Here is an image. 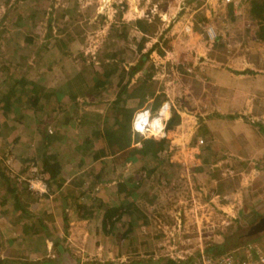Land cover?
I'll return each mask as SVG.
<instances>
[{
  "label": "rangeland",
  "instance_id": "374dc122",
  "mask_svg": "<svg viewBox=\"0 0 264 264\" xmlns=\"http://www.w3.org/2000/svg\"><path fill=\"white\" fill-rule=\"evenodd\" d=\"M253 1L0 0V83L10 76L20 78L26 71L29 80L40 78L47 89L55 87L61 76L73 80V88L84 92L78 98L83 111L76 116L88 113L86 118L94 131L100 125L115 123L110 114L114 102L110 101L130 81V94L125 92L121 98L133 105L131 109L137 106L136 100L147 99L143 107L133 110L130 122L139 110H149L153 117L148 129L157 130L156 120L163 127L162 136L150 139L166 141L161 162L142 161L137 156L123 166L111 160L91 165L71 158L72 168L64 169L70 161L59 157L60 186H53L48 196L41 197L30 188L33 179L43 178L35 164L46 149L53 153L56 145V154L61 155V147L68 144L49 141L47 145L42 139V125L35 131L19 129L23 142L12 146L7 167L0 160V169L14 181L21 202L33 203L37 197L38 201H51L53 206L44 214L23 215L20 223L13 224L15 234L23 226L22 235L36 239L52 231L54 237L63 239L54 250L64 254L69 264H154L160 258L183 264H213L230 254L250 262L263 259L264 233L249 235L251 227L264 217V41L259 38L264 22L250 14ZM129 11L136 18L141 13L138 20L144 23L145 35L136 30L137 20L125 22L124 14ZM183 19L191 20L193 35L188 30L180 33V28L171 35L174 26L167 29V25ZM209 27L215 31L214 40L208 37ZM115 31L126 34L120 39ZM151 38L156 42L147 43L153 41ZM188 40L193 43H186ZM151 48L156 55L149 53ZM113 59L122 71L125 67L128 70L124 74L119 66L116 71L113 66L106 70L107 61L111 64ZM126 61L135 68L141 65L137 72L144 83L139 84L131 75L133 69ZM82 72L87 89L81 88L78 75ZM213 73H233L237 78L234 86L250 94L229 102L224 92L228 81L220 79L215 84ZM85 90L92 91L90 97ZM27 94L24 92L21 99ZM165 103L169 111L162 116L160 109ZM121 107L128 110L129 105L123 103ZM222 107L227 111L219 110ZM175 108L180 110L179 121L172 115ZM69 109L75 111L72 105ZM96 114L107 116L99 120ZM66 135L74 139L73 134ZM130 144L140 146L138 141ZM101 169L104 174H99ZM19 171L27 172L17 176ZM77 174L83 175L82 185L77 184ZM130 177L143 181L136 189L118 193L117 184ZM2 184L0 201L12 205L13 195L6 193ZM100 202L123 210L112 219L111 228H105L110 229L108 234L102 228ZM80 204L87 206L85 213L91 217L81 219L83 214L76 206ZM249 215L252 219H245ZM8 226H3L6 232ZM5 235L0 228V245ZM232 237L227 244L231 249L220 256L206 252Z\"/></svg>",
  "mask_w": 264,
  "mask_h": 264
},
{
  "label": "crops",
  "instance_id": "0c3cea01",
  "mask_svg": "<svg viewBox=\"0 0 264 264\" xmlns=\"http://www.w3.org/2000/svg\"><path fill=\"white\" fill-rule=\"evenodd\" d=\"M134 14L135 13H132L130 11L127 12V14H124L123 18H124V20H126L125 22L126 23L134 22V21H136L138 19H142L141 17H139L141 15V13L138 12V18H136L137 15H134ZM162 15H163V13H162ZM166 16H172V15L166 14ZM206 16H209V15H206ZM175 22H176V20H171V23H169L167 25L168 27H166L168 29L172 25L174 26L173 28L170 29V31H171L170 34L171 35H174L176 33V31L178 30V28H180L179 29L180 33L184 32V30H188L189 35L190 36L193 35V34H191V30L194 27H192L191 20L183 19L182 21H177L176 24H175ZM185 32H187V31H185ZM151 39H153V38H151ZM155 42H156L155 39H153V41H147V43H155ZM133 43H136V41H133ZM172 43H174V40L172 41ZM186 43H193V42L188 40V42H186ZM196 43H198V42H196ZM26 44H30V43H26ZM133 51L134 50H131V52H133ZM151 53H153V55H156L155 54L156 53L155 49ZM114 60L115 59H113V63L116 62V61L114 62ZM126 62L129 65V68L131 70L135 69V67L130 65V63L128 61H126ZM107 63H109V62L107 61ZM123 66H125V65H123ZM249 66H251V65H249ZM249 69H251V68L249 67ZM125 70L126 71L128 70L127 67H125ZM125 70L123 69V71H122V68H121V71H122L123 74H124ZM214 74L215 73L212 74V78L214 77L215 84H217V82H220L222 79L228 81L229 87L227 89H224V92L228 93L229 102H231V100H233V99H234V102H237L240 97H244V96H245V99H246L248 97V94H250V93H248V91L246 89H240V88H237V87L234 86L235 85L234 83H236L237 78H236V75H234L233 73H230L229 75H227V74L226 75L225 74L219 75L220 73H218L217 76L214 75ZM24 75H26V77ZM126 75H127V73H126ZM131 75L136 78V80L138 81L139 84L141 82H143V83L145 82V81H143V79L141 77H139L140 75H139V73L137 71H134L133 74L131 73ZM29 76L30 75H27V71H26L20 77H25L27 80H29L28 79ZM82 76H83V74H82ZM132 76H129V77H132ZM257 76L258 75H256V77ZM246 77H248V76H246ZM83 78L85 80L84 76H83ZM39 79L35 80V78L34 79L30 78V81H32V82L37 84L38 93L40 95H42V97H43L46 94L45 90L47 88H44L41 85L42 82L40 83ZM3 81L0 83V90L2 92V93L0 92V99L7 92V89H9V88H6V86H5ZM71 81L74 83L73 80H71ZM133 81L134 80H132V83H133ZM86 82L87 81H83V83H81L82 84L81 88H83V89L86 88L87 89V87H86L87 83ZM128 82L130 83V81H128ZM128 82H127V84L129 85ZM56 86L58 87L60 85L57 84ZM124 88H125V86L123 87V89ZM123 89H121V91ZM17 91L19 92V89ZM85 91H88V92L85 93L87 95L86 97H90L92 91L91 90L90 91L89 90H85ZM24 92H28V94L26 95L27 97H26L25 100L21 99V96L23 95ZM120 92H118L116 95H118ZM126 92H127L126 96L128 94H130V90L129 89L127 90V88H126ZM83 93H81V94L78 93V91L75 88L72 87V89L68 93V95H70V96H66V97L69 98V99L67 98V103H65L66 102L65 100L62 101V102L60 101L59 98L61 96L59 94V90H56L55 93H47V95H52L53 96V94H54V96L53 97L51 96L52 97L51 101L50 100L48 101L45 98V101L47 103H44V105H43V103L40 104L42 106V108H43V111H44L40 115V116H42L40 118V120H38L37 117H35L33 115H30V113L28 111L26 112V109L28 107L27 103L29 102V100L31 98V93H30V91L28 89H25L22 93H20V95L17 98V102L14 104L13 108H10L9 112L6 111L5 113H3L2 109H1V104H0V155H1L0 160L4 161L3 162L4 166L7 167L8 166V165H6L7 161L12 159L11 156H10V153H11L10 151L12 149V146L13 145L17 146L18 144H21L23 142L22 141L24 139L23 135L18 133V132H20L18 130L22 129V131H23V129L25 127L27 129L30 128V129L35 131L39 127L38 125H42L44 127V132H46V131L49 132V130H51L52 134L55 133V132H59V134H60L59 136H57V137L53 136L49 140V141H52L53 144H54L55 141H58L55 144H64V143L68 144V146H64L63 145L61 147V151H62L61 155L57 154L60 158L69 159L68 161H70L68 163V165H66V167H64V169L68 168V167L72 168L71 158H73L74 161L78 160V159L83 161V162L87 161L89 164L92 163L91 165H94L95 162H98V163L100 162V164L103 165V163H101V161L112 160V159L116 158L120 153L111 155V154L107 153L106 150H105V153H103L101 150H103L104 145L101 146V147H98L97 145H98V143L103 144L104 142L101 141V140H93V137L89 138V136L92 133H91V130L88 131L87 128H89V129L91 128L92 129L93 127H91V126L93 124H92V122L90 120H88L86 118V114H88V113H86L84 111L85 113H81V115L79 117L76 116L77 112H80L81 110L83 111V109L80 107V105H82V104L78 103L79 102L78 98L82 97L81 95H83ZM220 94L221 93H218L217 96H219ZM153 96H157V95L154 93ZM133 99H134V97H133ZM247 100H245V101H247ZM114 101H115V98H113V100H111L110 102H114ZM123 101H124V105H129L128 108H130V109L133 108V105H130L131 103L127 102L128 100H125L123 98L122 102ZM70 105H72V107L75 108L74 112L71 109H69ZM109 105H110V103H109ZM51 106H53V107H51ZM51 108H53V109H51ZM49 109H51V110H49ZM175 109H176V111H175L174 114L172 113V115L175 116L176 118H178V121H179L180 117H179V113L178 112H180V110H178L177 108H175ZM219 110L227 111V108L226 107H222V108H219ZM230 110H228V112ZM127 111H129V110H126V112ZM23 113H24V115L22 116ZM110 113L112 114V111ZM120 114H122V113H120ZM175 114H177V115H175ZM94 116H96L99 119L103 120L105 115L101 116L99 114H96ZM112 117H114V116H112ZM17 118L20 119V121H21L23 126L15 123ZM156 128H157V126H156ZM75 129L77 130L76 132H75ZM36 132L40 133L39 131H36ZM67 132H69L71 135L73 134V136H74V139H72L73 141L68 139V136L66 135ZM44 135H45V133H44ZM131 135H132V138H131L132 139L131 143H132V142H135L134 136L136 134H134L131 131ZM18 137L20 138V140H16ZM87 137H88L89 141H91V144L89 146H87V144L85 143V139ZM49 141H46L47 145H48ZM68 142H71V144H69ZM39 143L41 145L42 141L40 140ZM54 148H55V150H54L55 152L54 153L56 154V151L58 150L56 148V145H54ZM99 152H101V154ZM236 158L238 159L239 157H236ZM92 159L94 160V162H93ZM59 161H60V159H59ZM60 163H61V161H60ZM34 167H37V171H38V169L40 170V172H41V174L43 176L42 180L44 181V184L48 187V190L45 191L42 194L41 197L46 196V195L48 196L50 194V191L53 189V187H51L44 180V175H43L41 169L38 167V163L35 164ZM61 169H62V167H61ZM30 170H32V168ZM12 172H13V169H12ZM19 172L20 173L17 174V176H23L21 174H24L27 171H19ZM59 175H60V172L57 175V177H59ZM71 175L73 177H76V174H71ZM77 175H80V174H77ZM68 182L70 183L71 181H68ZM0 183H3L2 186L4 188L7 187V184H6L5 180L2 179ZM83 183H84L83 175H80L79 180L77 181V184L78 185H82ZM6 193H7V190H6ZM36 198L34 199L33 203L26 202V204H24L20 200V206L24 209V211L22 212L21 208H18L19 210L17 209V211H15V214H14L15 217H13V215H11V213H12V210H14V208L17 205H15L14 203H11L12 205H10V202H8V201L7 202H5L3 200L0 201V206H1L0 207V215H1L0 216V228L3 229L4 233L6 234L4 239L2 240V244L0 245V260L4 261V264H14L13 261H15V259H20L19 261H21L22 263H28L29 262V263L33 264L34 262L38 261V262H40L39 264H46V263H44V260L49 258L53 262L51 264H69L68 263L69 260L64 254L60 256L61 253L59 254V253H57L54 250L55 247H56L54 241L57 240L59 237L58 238L54 237V235L52 234V231H50L49 234L42 233V236L39 239H36V238H32L31 235H26V236L22 235L23 228H24V226H23V227H18L20 229V231L17 234H15V229L14 228H16V227L13 226V224L14 223H17V224L20 223L21 218H25L23 215H27L28 216L30 214L39 213L40 211H43V214H44V210L46 208L53 206L51 203H49L51 201H48V200H45V201L39 200L38 201ZM236 198H237V196H236ZM15 210H16V208H15ZM20 215L22 217H19ZM16 217H17V219H16ZM246 218L252 219V216L249 215V217L246 216L245 219ZM24 221H26V220H24ZM6 224L9 225L8 228L10 229L9 230L7 228V232H6L5 227H3ZM11 226H12V228H11ZM56 236H58V235H56ZM34 239H36V241ZM62 240L63 239H60V242H62ZM68 242H70L69 238H68ZM33 244H38V245L34 246ZM60 245H61V243L58 245V247H60ZM63 247L66 248L65 245H63ZM64 256L66 257V259H65V261H63V263H61L62 261H60V260ZM66 260H68V261H66Z\"/></svg>",
  "mask_w": 264,
  "mask_h": 264
},
{
  "label": "trees",
  "instance_id": "16d2710c",
  "mask_svg": "<svg viewBox=\"0 0 264 264\" xmlns=\"http://www.w3.org/2000/svg\"><path fill=\"white\" fill-rule=\"evenodd\" d=\"M250 14L252 16H254L256 19H258L259 21H262V23H263L264 22V0L253 1L251 4ZM136 27H135L136 30H139L142 34L147 32L146 28L144 27V23L141 20L136 21ZM125 31H124V33L115 31L114 34H115V36H118V38L122 39L124 34H126ZM260 31L261 32L259 33V38H260V40L264 41V28H260ZM28 42H30V41H28ZM152 51H154V48H151L149 50V53H151ZM109 60H112V58H109ZM111 66H113V67H111ZM118 66H119L118 63H111V64L106 63V70L111 67L114 69V71H116L118 69ZM140 67H141V65H139V67H136L133 70V72L137 71V69H139ZM119 68H120V66H119ZM82 74L84 75L83 72H82ZM78 76L80 77L81 83H83V80H84L83 76L81 74H79ZM58 81H59V79H58ZM3 82L6 86V88H9V89H7V92L0 99L2 112L3 113H5L6 111L9 112L10 108H13L14 104L17 102V98L20 95V93H22L25 89H28L31 93V98H30L29 102L27 103L28 107L26 109V112L28 111L30 113V115L37 117L38 120H40V118L42 117V116H40L41 113L44 112L43 108L40 104L43 103V105H44V103H47L45 101V98H46V100L51 101L52 97L54 96V94L52 96V95H47V93H55L56 90H59V94L61 96L59 98L60 101L62 102L65 100L66 101L65 103H67L68 97H66V96H70V95H68V93L70 92V90L74 86L73 82L70 79H67V78H64L63 76H61L59 83L58 82L56 83V84H59L60 86H58V87L55 86L52 89H46L45 90L46 94L42 97V95H40L38 93L37 84L30 81V80H27L25 77H20V78L18 77V78H15V80H13L12 77L10 76V77L6 78ZM127 85L128 84H126L125 88L117 95V98L114 101L113 110H111L112 116H114L115 123L109 127L106 125H103L102 127L98 126L97 128H95L96 130L94 129V131H92L91 128L90 129L87 128L88 131L91 130V133H92L89 136V138L93 137V140H101L104 142L103 143V145H104L103 150H101L103 153H105V150L107 153H109L111 155L120 153L116 158L111 160L113 163H115L114 165H117L119 163L120 166H123L124 162L128 163L129 160H132V159L134 160L135 158H137V156H141L142 161H150L151 159H157L159 162H161V154L164 152L165 147H166V145H165L166 141L165 140H163V139L162 140L143 139L139 135H135L134 139H135V141H138L140 143V146L139 147H132V145L130 144V142L132 141V139H131L132 138L131 126H130L131 122L130 121L132 119L133 110L136 108L143 107V105L145 104L147 99L143 98V99L136 100L137 106L134 107V109H130L127 107V109L129 111L126 112L125 108L122 109V107H121V104L124 103V102H122L121 96L126 92ZM18 89H19V92L17 91ZM131 98H133V97L131 96L130 99ZM119 112L122 114H120ZM24 113L22 114V116L24 115ZM167 117H168V114H167ZM106 119H108V118H106ZM156 122H157V130H159L160 125L158 124V120H156ZM15 123L22 125L19 118L16 119ZM40 133H42V132H40ZM44 133H45V135L43 136V139H45L46 141H49L53 136L57 137L60 135L59 132L53 133L54 135L52 134V132L49 133L46 131ZM16 140H20V138L18 137ZM85 143L87 144V146H89L91 144V141H89L88 137L85 139ZM99 153L101 154V152H99ZM58 160H59V156L57 154H55L54 152L52 153L51 151L48 152L46 149V151H43V153L41 154L40 161L38 163V167L41 169V171L44 175V180L51 187L56 186V188H58L60 186V184L57 183L58 182L57 175L59 174L60 169H61L60 163L58 162ZM143 170H145V167H143ZM99 174H104V170L101 169ZM0 179L1 180L3 179L6 181L7 187L5 188V190H7L8 194L11 193L13 195L12 198L15 202L14 204L18 206V207L17 206L15 207L16 210H15V208H14V210H12L11 215H14L15 211H17L18 208H21V211L23 212L24 209L20 206V198H19V195L16 194L17 191L15 190L14 181L11 180V178H9L7 175H5L1 169H0ZM135 180L136 179H134L133 177H130V178H128V180L125 183H118L116 186V188H118L117 192L118 193H124V192H127V190L130 188H135V189L138 188L139 185H141L143 179L140 178V180L138 179V181H135ZM12 185L14 186V188L12 187ZM94 201H97V200H94ZM98 204H99V206H100V208L104 214L102 216V220H101L102 228L104 229L103 231L106 234H108L110 232L109 231L110 229L106 230L105 228L106 227L111 228V226L113 225L112 219L119 217L118 215H120V213H122L123 210H122V208H120L118 210L117 208L110 207L109 205L104 204L102 202H100ZM76 206L79 208V211H81V214H83L81 216V219H83L85 215L91 217V214L85 213L87 211L86 205L80 204V205H76ZM132 224H130V225H132ZM252 234H253V230L250 229L249 235H252ZM234 237H242V236L235 235ZM234 237L228 239L229 242L226 241V243H224L222 245H214V246L210 247L208 250H206V252H208V253L215 252L218 256H220L221 254H223L228 249H231V245L228 246L227 244H230ZM54 242H55V246L58 247V245L60 244V240L57 239ZM232 246H233V244H232ZM63 249H65V247H63ZM218 256H216V257H218ZM13 263L17 264V263H15V261H13ZM39 263L40 262L37 261V262H34L33 264H39ZM44 263L51 264L53 262L50 259H46V260H44ZM0 264H4V261L0 260ZM18 264H32V263H29V262L28 263H22L18 259ZM77 264H81V263H77ZM85 264H103V263L91 262V263H85ZM105 264H116V263H111V262L109 263L108 262ZM118 264H120V263H118ZM121 264H131V263L127 262V263H121ZM139 264H141V263H139ZM154 264H183V263L179 262V261H172V260H169L167 258H160Z\"/></svg>",
  "mask_w": 264,
  "mask_h": 264
},
{
  "label": "built area",
  "instance_id": "2783aa9c",
  "mask_svg": "<svg viewBox=\"0 0 264 264\" xmlns=\"http://www.w3.org/2000/svg\"><path fill=\"white\" fill-rule=\"evenodd\" d=\"M229 2V1H228ZM207 34L210 40H214V38L216 37L215 35V31L212 27H209L207 30ZM164 105H167V103L163 104V106L161 107V109L163 110ZM169 110V109H168ZM167 110V111H168ZM160 112V110H159ZM148 114V115H147ZM144 116H148L146 117L147 119H150L153 117L151 115V113L149 112V110L147 109H142L139 110L138 112L135 113L132 123H131V128L134 134H139L143 139H150V138H156L158 137V135H163V127L161 126L159 130H149L147 129L148 127L146 126L147 121H144L143 118ZM148 124V123H147ZM49 133H51V130H49ZM203 141L200 140L199 144H201ZM37 184L39 187L37 188L36 186H34V184ZM31 190L38 194V195H42L45 191L48 190V187L44 184V181L41 178H35L33 179V181H31V185H30ZM242 258V259H240ZM208 264H212L211 262H208ZM213 264H264V258H260L259 261L256 262H250L247 259H244L243 257H235L234 254H230L227 257H221L215 261H213Z\"/></svg>",
  "mask_w": 264,
  "mask_h": 264
},
{
  "label": "water",
  "instance_id": "95a60500",
  "mask_svg": "<svg viewBox=\"0 0 264 264\" xmlns=\"http://www.w3.org/2000/svg\"><path fill=\"white\" fill-rule=\"evenodd\" d=\"M253 234L264 233V217L260 219L252 228Z\"/></svg>",
  "mask_w": 264,
  "mask_h": 264
},
{
  "label": "bare ground",
  "instance_id": "6f19581e",
  "mask_svg": "<svg viewBox=\"0 0 264 264\" xmlns=\"http://www.w3.org/2000/svg\"><path fill=\"white\" fill-rule=\"evenodd\" d=\"M161 110V115L163 116H166L165 115V113H167V110H168V107L166 106V105H164V107H163V110L162 109H160ZM147 116H144V119H145V121H147V123H149V120L146 118ZM146 123V126H148V124ZM159 124V123H158ZM160 125V124H159ZM148 129V128H147Z\"/></svg>",
  "mask_w": 264,
  "mask_h": 264
},
{
  "label": "flooded vegetation",
  "instance_id": "af4514ba",
  "mask_svg": "<svg viewBox=\"0 0 264 264\" xmlns=\"http://www.w3.org/2000/svg\"><path fill=\"white\" fill-rule=\"evenodd\" d=\"M252 228V227H251Z\"/></svg>",
  "mask_w": 264,
  "mask_h": 264
}]
</instances>
